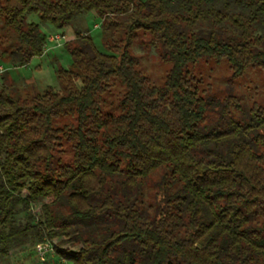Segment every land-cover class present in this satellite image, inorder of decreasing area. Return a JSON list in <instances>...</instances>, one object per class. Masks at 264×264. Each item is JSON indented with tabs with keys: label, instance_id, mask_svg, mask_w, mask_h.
I'll use <instances>...</instances> for the list:
<instances>
[{
	"label": "trees",
	"instance_id": "16d2710c",
	"mask_svg": "<svg viewBox=\"0 0 264 264\" xmlns=\"http://www.w3.org/2000/svg\"><path fill=\"white\" fill-rule=\"evenodd\" d=\"M87 13L104 52L78 25ZM31 15L74 39L58 91L21 97L0 73V261L48 244L67 264H264V106L201 95L186 72L201 59L232 78L264 70V0H0L10 66L43 54ZM138 32L171 65L162 88L135 67ZM111 79L121 112L102 115ZM64 115L75 125L54 127Z\"/></svg>",
	"mask_w": 264,
	"mask_h": 264
},
{
	"label": "rangeland",
	"instance_id": "374dc122",
	"mask_svg": "<svg viewBox=\"0 0 264 264\" xmlns=\"http://www.w3.org/2000/svg\"><path fill=\"white\" fill-rule=\"evenodd\" d=\"M28 20L39 23L41 30L46 34V42L41 56L30 59L24 67H14L7 64V59L2 57L0 47V73H7L18 88L19 95H26L36 92H43L48 87L53 90H60L57 80V66L66 69L70 63V58L62 47L65 42L72 41L74 34L69 27L66 32H58L48 23H40L36 15H31ZM82 32L87 30L94 44L100 52L104 49L100 41V20L92 13H87L77 19ZM8 34L0 22V39ZM60 34L62 40L57 45L51 38ZM4 40V39H2ZM149 35L138 32L137 39L129 49L130 54L136 59V69L148 80L150 85L162 88L166 75L171 68L170 63L160 59V51L154 46L148 45ZM188 77L193 80L199 94L211 93L217 97H223L228 91L236 95L245 107L254 104L264 106V70L251 68L243 76L231 77V69L227 62L215 59H201L196 64L186 68ZM1 81V79H0ZM79 86V82H76ZM109 87L99 98L100 112L102 115H117L121 112L120 101L124 94V86L118 79H111ZM233 117L242 119L243 115L233 112ZM54 127L59 129L72 127L75 125V118L71 115L59 116L53 121ZM59 158L64 164L72 161V149L69 142L61 139ZM152 196V194H151ZM145 202L151 203L152 198H145ZM39 246V248H37ZM0 264H67L59 260L51 251L48 244H38L29 247L24 252H16L11 257L2 259Z\"/></svg>",
	"mask_w": 264,
	"mask_h": 264
},
{
	"label": "built area",
	"instance_id": "2783aa9c",
	"mask_svg": "<svg viewBox=\"0 0 264 264\" xmlns=\"http://www.w3.org/2000/svg\"><path fill=\"white\" fill-rule=\"evenodd\" d=\"M53 41H55L56 43H57V45H59L60 43L58 42L59 40L61 41L62 40V37H61V35L59 34H56L54 37H52L51 38ZM37 248H39V246L37 247Z\"/></svg>",
	"mask_w": 264,
	"mask_h": 264
},
{
	"label": "crops",
	"instance_id": "0c3cea01",
	"mask_svg": "<svg viewBox=\"0 0 264 264\" xmlns=\"http://www.w3.org/2000/svg\"><path fill=\"white\" fill-rule=\"evenodd\" d=\"M68 28H69V27H67V28H65V29H63V30H59L58 32H66V31H68Z\"/></svg>",
	"mask_w": 264,
	"mask_h": 264
}]
</instances>
